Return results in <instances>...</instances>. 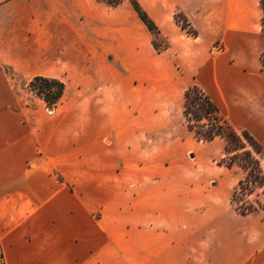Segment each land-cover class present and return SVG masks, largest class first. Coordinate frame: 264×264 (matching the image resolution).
Wrapping results in <instances>:
<instances>
[{
    "label": "crops",
    "instance_id": "0c3cea01",
    "mask_svg": "<svg viewBox=\"0 0 264 264\" xmlns=\"http://www.w3.org/2000/svg\"><path fill=\"white\" fill-rule=\"evenodd\" d=\"M130 1L0 0V264H264V214L234 211L174 121L195 85L264 133L259 1L134 0L160 53ZM35 76L64 84L55 109Z\"/></svg>",
    "mask_w": 264,
    "mask_h": 264
},
{
    "label": "trees",
    "instance_id": "16d2710c",
    "mask_svg": "<svg viewBox=\"0 0 264 264\" xmlns=\"http://www.w3.org/2000/svg\"><path fill=\"white\" fill-rule=\"evenodd\" d=\"M100 1L114 7L123 0ZM258 1L263 12L260 26L264 33V0ZM130 6L146 29L154 35L152 42L154 49L157 52L166 49V46L159 49L156 47L158 29L138 3L131 0ZM174 21L185 29L188 35H196L187 22L180 23L175 15ZM260 61L264 69V53L260 55ZM27 88L43 101L48 110H53L62 97L64 84L54 78L35 76L28 81ZM182 116L186 128L197 141L211 142L215 138L223 140V155L218 165L227 169L237 168L243 173L230 193V204L234 211L239 215L264 211V158L262 160L257 158L261 153L258 141L248 131H236L232 128L210 98L195 85L183 93Z\"/></svg>",
    "mask_w": 264,
    "mask_h": 264
},
{
    "label": "rangeland",
    "instance_id": "374dc122",
    "mask_svg": "<svg viewBox=\"0 0 264 264\" xmlns=\"http://www.w3.org/2000/svg\"><path fill=\"white\" fill-rule=\"evenodd\" d=\"M174 15L177 17V20L180 23H185V22L188 23L187 19L182 14L176 13ZM189 26H190V24H189ZM152 36H153V40H152V42H153L155 37H154V35H152ZM155 44H156V47L158 49L160 47L167 46L166 43H164L163 41L160 40L159 32H158L157 39L155 40ZM221 48H222V46L220 44L215 43L212 46L211 51H212V53H216L218 50L220 51ZM156 53H160V51L159 52L156 51ZM156 65H158V62H156L155 60H149V65H148L149 75H148L147 87H148V101L150 103H155V101L158 98V95H160V81H158L155 77H153V74H152V69ZM136 79L137 78L135 77L134 85L137 84ZM174 118H175L174 119L175 122L177 121L178 123H181V124L183 123L185 125L184 118H183V116L181 114V107L175 113ZM226 122L228 123L227 120H226ZM178 123H176L177 128L174 127L175 128L173 130L174 134H176V133L180 134V132L184 133V131H185V127L184 128H179L178 127ZM228 124L230 125V123H228ZM232 128H234V127H232ZM234 129L236 131L246 130L258 141V143H259V145L261 147V153L259 155H257V158L262 160L264 158V133L263 134H258L257 133V132H259L258 126L257 125H252L250 127V130L243 129V128H236V127ZM189 134L194 138V140H196L191 132H189ZM223 145H224V142H223V140L221 138H215L211 142L197 141V150H196L195 155L198 157V159H199L200 155H202V156L205 155V157L208 158V163L217 172L218 177H221V178H223L224 180L227 181L225 189H226V191L228 192V194L230 196V193H231L233 187L235 186L237 181L243 176V173L241 172V170H239L237 168L227 169L224 166L218 165V162H219V160L221 159V157L223 155ZM193 155L194 154H192V156ZM262 213L264 214V211H262Z\"/></svg>",
    "mask_w": 264,
    "mask_h": 264
}]
</instances>
